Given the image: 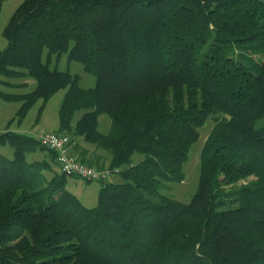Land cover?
I'll list each match as a JSON object with an SVG mask.
<instances>
[{
  "label": "trees",
  "instance_id": "trees-1",
  "mask_svg": "<svg viewBox=\"0 0 264 264\" xmlns=\"http://www.w3.org/2000/svg\"><path fill=\"white\" fill-rule=\"evenodd\" d=\"M3 35L0 83L35 86L0 98L20 100L21 117L66 88L57 132L118 179L86 207L55 151L0 132L12 149L0 154V264H264V0H23ZM64 54L93 86L53 64ZM207 120L189 201L160 194L185 179Z\"/></svg>",
  "mask_w": 264,
  "mask_h": 264
},
{
  "label": "rangeland",
  "instance_id": "rangeland-1",
  "mask_svg": "<svg viewBox=\"0 0 264 264\" xmlns=\"http://www.w3.org/2000/svg\"><path fill=\"white\" fill-rule=\"evenodd\" d=\"M22 1L23 0H2L0 2V51H2L6 46V40L3 35L4 27L7 25L11 15L22 3ZM254 58L256 61L262 59L260 56H255ZM53 64H56V67L60 70H66L70 73L79 75V84L84 88L93 86L95 82V77L89 73H86L79 62L68 61L66 54L62 55L56 62L54 61ZM0 79L4 80L5 78L0 76ZM9 81L13 85L7 86L0 83L1 91L7 93L24 94L30 92L35 86V81L30 77L13 78L9 79ZM65 91L66 88L58 90L46 101H43L42 99L36 100L35 103H33L31 107L25 112V115L21 117L18 113L22 102L20 100H5L6 109L4 112L7 114V127H9L11 130L19 129L22 132H28L29 134L31 133L30 135L33 134L34 136L40 130L42 132L57 131L59 125L58 110L60 108ZM2 101L4 102L3 99ZM80 113L81 112H77L74 115V121L78 119ZM262 122H264V120L259 123ZM212 125L213 120H207L203 127L199 129L200 137L191 146L188 159L182 166L185 179L181 183L164 182L160 188V194L184 203L189 201L197 187L200 149ZM110 127L111 120L109 116L105 113L100 114L98 118V130L101 133L106 134L109 132ZM0 154L4 155L6 158H11L12 149L8 145L1 146ZM38 156V159H40L41 153L28 154L27 159L31 161ZM140 159L141 154L139 153H134L131 157V161L134 163L138 162ZM111 178L113 180L118 179L116 175H113ZM100 186L101 184L98 181L87 182L77 176H68L65 188L74 194L82 205L86 207H92L96 204Z\"/></svg>",
  "mask_w": 264,
  "mask_h": 264
},
{
  "label": "built area",
  "instance_id": "built-area-1",
  "mask_svg": "<svg viewBox=\"0 0 264 264\" xmlns=\"http://www.w3.org/2000/svg\"><path fill=\"white\" fill-rule=\"evenodd\" d=\"M38 142L56 152V161L61 172L68 176H77L87 182L108 181L116 170L97 168L83 162L71 152V137L57 131L39 132L35 135Z\"/></svg>",
  "mask_w": 264,
  "mask_h": 264
},
{
  "label": "crops",
  "instance_id": "crops-1",
  "mask_svg": "<svg viewBox=\"0 0 264 264\" xmlns=\"http://www.w3.org/2000/svg\"><path fill=\"white\" fill-rule=\"evenodd\" d=\"M5 109H6V102L5 100L3 102L2 99L0 98V132H3L9 129V127H7V114L4 112ZM13 130L20 131L19 129H13ZM39 132H42V131L40 130L36 134H38ZM75 143H76L75 144L76 148L71 147V152L73 153V155H75L77 158L81 159L83 162L87 164H93V166L95 163L96 164L101 163V161L100 160L98 161V158H97V156L100 154V151L94 150L92 145L82 142L81 140H79V138L75 139Z\"/></svg>",
  "mask_w": 264,
  "mask_h": 264
}]
</instances>
